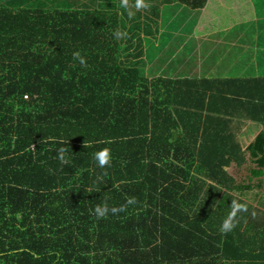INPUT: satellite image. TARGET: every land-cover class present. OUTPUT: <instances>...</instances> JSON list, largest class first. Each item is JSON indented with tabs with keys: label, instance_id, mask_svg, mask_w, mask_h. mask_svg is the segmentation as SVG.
Listing matches in <instances>:
<instances>
[{
	"label": "trees",
	"instance_id": "16d2710c",
	"mask_svg": "<svg viewBox=\"0 0 264 264\" xmlns=\"http://www.w3.org/2000/svg\"><path fill=\"white\" fill-rule=\"evenodd\" d=\"M0 3V264H264V225L222 231L257 209L228 168L264 175V76L145 73L122 0Z\"/></svg>",
	"mask_w": 264,
	"mask_h": 264
},
{
	"label": "crops",
	"instance_id": "0c3cea01",
	"mask_svg": "<svg viewBox=\"0 0 264 264\" xmlns=\"http://www.w3.org/2000/svg\"><path fill=\"white\" fill-rule=\"evenodd\" d=\"M145 3L148 6L143 9L147 18L129 19L130 24L128 26L125 24L127 28L125 31L130 32V36L133 37L132 47L129 45L130 50L128 53L134 54L141 51L137 57L138 61L142 60L143 54L147 52L145 49L149 46H162L160 41H155V43L152 40L141 41L140 44V40L144 35L147 34L152 38H157L158 36L160 39L165 36L167 38L165 45L173 46L175 44L174 38H178L184 34V28L192 24L193 27L189 34L191 40L189 43H192L193 39L198 41V49L201 56L206 48H214L217 41L220 42L222 39V45L224 42H227L224 52L227 56L223 59L225 62L228 61L230 55L238 52L243 59L253 57L257 61L255 65L252 64L249 68V65H244V69H264V0H209L203 10H193L192 12H188L187 6L182 5V8H179L181 5L168 0H145ZM128 4V9L132 8L134 10L136 0H128ZM151 7L158 9V11L154 13L150 11L149 14V11L145 9H150ZM190 13H193V16H189L187 19V15ZM183 15L186 16L184 17ZM121 16L124 17V15ZM148 19L150 22H154L152 28L146 25ZM138 20L142 21L140 22L141 25L138 24ZM176 22H180L178 26ZM177 29H179V35L176 32ZM189 38L183 37L182 40L186 41ZM180 44L181 46H186L188 43L181 42ZM192 53V57L196 55L194 48L192 49ZM173 57L168 61V66L165 67L166 70L174 62L175 59ZM192 57L181 58L182 62L177 67L179 73L184 72V69L188 65L189 67L194 66L190 65L193 63ZM193 71L195 70L193 69ZM188 74H192V72ZM195 75L198 76L196 72ZM195 75H186L184 77H196ZM198 77L202 76L199 75ZM257 133L251 141L255 139ZM235 166L236 168L238 167V165Z\"/></svg>",
	"mask_w": 264,
	"mask_h": 264
},
{
	"label": "rangeland",
	"instance_id": "374dc122",
	"mask_svg": "<svg viewBox=\"0 0 264 264\" xmlns=\"http://www.w3.org/2000/svg\"><path fill=\"white\" fill-rule=\"evenodd\" d=\"M90 2V0H89ZM133 2V1H131ZM2 4V3H0ZM37 4V3H35ZM179 8H182V4L178 3ZM188 12H192L193 9L190 7H186ZM146 11H152L157 12L158 9H153L152 7L150 9H145ZM132 11L133 15L129 16L128 14L124 15V23L128 26L130 24V20L134 19V18H147L145 16V11L144 9H140L137 10L134 7V10L132 8L128 9V12ZM128 15V16H127ZM181 16V14H180ZM184 17L186 15H183ZM189 16H193V13H190L189 15H187V19ZM199 16V15H197ZM197 18V17H196ZM195 18V19H196ZM130 19V20H129ZM194 19V20H195ZM139 21V20H138ZM177 21V20H176ZM178 23L177 26L179 25L180 22H176ZM152 24H154V22H150L149 19L147 20V27L152 28ZM193 25L190 24L188 26H186L184 28V34L180 35V37L178 38H174L175 39V44L172 45H165L167 38H165V36L160 39L158 36L157 38H152L149 37L147 34L143 36V38H141V41L145 42V41H150L152 40L153 42H158L160 41L162 43L161 47H156V46H149L148 48H146L145 50L147 52H145L143 54V58L142 60L137 62V65L139 67H141V69L143 71H145V73L149 74V75H165V76H186V75H195V72L197 73V75L199 76H207L210 78H214V77H257V76H264V69H244V65H249L248 68L250 66H252V64L255 65V63H257V61L251 57L250 59H243L241 55H239L238 52H234V54L230 55L228 57V61L225 62L226 58V54H224L226 47H227V42H224V44L222 45L221 41H217L216 45L213 47H208L203 51V55L201 56V54H199V49H198V41H195V39H193L192 43H189V41L191 40V38H189V34L190 31L192 29ZM139 30V29H138ZM147 31V30H145ZM177 34L179 35V29L176 30ZM143 33V32H142ZM183 37L185 38H189L186 41L182 40ZM253 40V38H252ZM155 42V43H156ZM181 42H185L188 43L186 46L182 45L181 46ZM181 46V49H180ZM194 48V51L196 53V55H193L192 53V49ZM167 50V51H166ZM229 50V49H228ZM166 51V52H165ZM228 52V51H227ZM225 55V56H224ZM174 56V57H173ZM192 57L191 60H193V63L190 65H194L189 67V65L184 69V72H180L177 69V67L179 66V63H181V58H187V57ZM206 56V57H205ZM173 57L174 62L172 63V65L170 66V68L168 70L165 69L166 66H168V61ZM136 59V58H135ZM240 59V61H239ZM232 64V65H231ZM202 65V66H201ZM231 65L230 67H227ZM198 66V67H196ZM176 68V69H175ZM193 69L195 71H193ZM192 74H188L191 73ZM196 76V75H195ZM259 125L257 124H253V123H249L247 128H243L244 131L246 130V137L245 138H241L242 142L244 144L247 145V143L249 141L252 140V138L255 136V134L258 132ZM199 176V175H198ZM200 177V176H199ZM202 178V177H200ZM205 188H209V186H205ZM243 199L248 200L251 205L257 207L256 210L254 209H249L245 211V215H241V216H235L237 217V219H242L243 216L246 218L247 222H251V223H257L259 227L264 225V196H258V195H243L242 197Z\"/></svg>",
	"mask_w": 264,
	"mask_h": 264
},
{
	"label": "clouds",
	"instance_id": "9594fccd",
	"mask_svg": "<svg viewBox=\"0 0 264 264\" xmlns=\"http://www.w3.org/2000/svg\"><path fill=\"white\" fill-rule=\"evenodd\" d=\"M147 6L148 5L145 3V0H136L135 8L137 10L146 8ZM122 7H124L125 9H127L129 7L128 0H122ZM128 15L132 16L133 15L132 11H129ZM114 36L116 39L120 40V39H124L127 36V33L122 32V31H116L114 33ZM73 55H74V59H76L80 64L83 65L86 63L85 57L82 56L80 54V52H75ZM108 143H110V141ZM33 147H35V146L33 145ZM84 147L86 148V147H88V145L84 143ZM67 153H68V148L61 147L59 149L58 158L61 161V163H68V160L66 158ZM94 159L98 162V166L101 168H104L105 166L109 165L110 161H111L110 149L108 147H104V148L100 149L99 151H96L94 153ZM128 203L133 204V203H135V201L130 199L128 201ZM242 207H243L242 205L234 203L233 211L229 215L228 219L225 220L223 225H222V231L228 232V231L232 230V228L235 226L233 223V219L236 216L237 211L241 210ZM112 211L116 212L117 209L113 208ZM107 212H108L107 206H104L103 208H101L100 206H97V208H96V213L98 214V216L103 217Z\"/></svg>",
	"mask_w": 264,
	"mask_h": 264
},
{
	"label": "flooded vegetation",
	"instance_id": "af4514ba",
	"mask_svg": "<svg viewBox=\"0 0 264 264\" xmlns=\"http://www.w3.org/2000/svg\"><path fill=\"white\" fill-rule=\"evenodd\" d=\"M250 143V141H249ZM247 161L237 167V171L233 173L234 178L239 183L248 186L247 193L249 195L264 196V175H257L254 169L263 170V167L257 165L252 159L250 153L247 154Z\"/></svg>",
	"mask_w": 264,
	"mask_h": 264
},
{
	"label": "water",
	"instance_id": "95a60500",
	"mask_svg": "<svg viewBox=\"0 0 264 264\" xmlns=\"http://www.w3.org/2000/svg\"><path fill=\"white\" fill-rule=\"evenodd\" d=\"M235 165H237V164L236 163H232L231 167L228 168L229 174L232 175V176H234L233 173L235 171H237V168H236Z\"/></svg>",
	"mask_w": 264,
	"mask_h": 264
}]
</instances>
